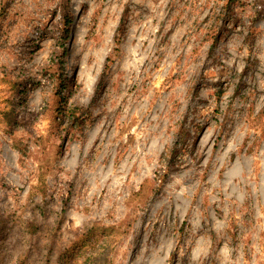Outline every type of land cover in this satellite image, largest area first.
<instances>
[{
  "label": "clouds",
  "instance_id": "obj_1",
  "mask_svg": "<svg viewBox=\"0 0 264 264\" xmlns=\"http://www.w3.org/2000/svg\"><path fill=\"white\" fill-rule=\"evenodd\" d=\"M0 264H264V0H0Z\"/></svg>",
  "mask_w": 264,
  "mask_h": 264
},
{
  "label": "rangeland",
  "instance_id": "obj_2",
  "mask_svg": "<svg viewBox=\"0 0 264 264\" xmlns=\"http://www.w3.org/2000/svg\"><path fill=\"white\" fill-rule=\"evenodd\" d=\"M231 3H232V0H229V7H230ZM207 19L208 18L205 19V23H207ZM217 19L219 20V18H217ZM53 43H58V42L54 40ZM53 80L58 81L57 74L53 76ZM3 87H9V85L5 84V85H3ZM52 96H53V101H52V107H51V110H50V116L53 119H55L56 116L59 115V113L57 111V103H56V101L58 99V95H56V92H53ZM6 103H7V101H6ZM45 123H47V121H45Z\"/></svg>",
  "mask_w": 264,
  "mask_h": 264
},
{
  "label": "trees",
  "instance_id": "obj_3",
  "mask_svg": "<svg viewBox=\"0 0 264 264\" xmlns=\"http://www.w3.org/2000/svg\"><path fill=\"white\" fill-rule=\"evenodd\" d=\"M57 79L59 80V74L57 73ZM56 95H58V93H56ZM57 111L59 113V109H58V106H57Z\"/></svg>",
  "mask_w": 264,
  "mask_h": 264
}]
</instances>
